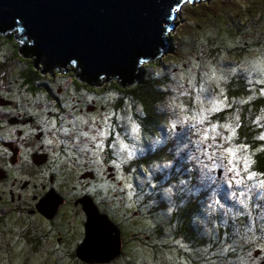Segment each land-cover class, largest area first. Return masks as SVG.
Instances as JSON below:
<instances>
[{
	"label": "flooded vegetation",
	"instance_id": "af4514ba",
	"mask_svg": "<svg viewBox=\"0 0 264 264\" xmlns=\"http://www.w3.org/2000/svg\"><path fill=\"white\" fill-rule=\"evenodd\" d=\"M255 30H244L233 50L264 70L259 39L264 35ZM23 41L17 28L0 32L6 79L0 78V237L11 233L13 243L18 242L17 263L41 259L42 264L48 256L54 262L69 258L71 264H90L76 256L87 221L79 200L86 198L120 232L121 252L107 264H138L141 258L151 264H236L237 258L241 264H264L263 201L251 212L244 210L255 219L243 227L248 239L238 245L233 244L234 229L212 237L198 229L202 224L193 226L183 216L170 218L167 211L147 217L152 223L147 228L138 201L141 189L136 191L135 180L126 179L122 166L127 137L117 109L129 88L116 81L98 86L82 82L72 65L69 82L56 72L45 75L36 68L33 54L23 51ZM250 54L256 59L248 60ZM141 83L135 85L140 91ZM255 178L257 186L264 181L258 173ZM167 227L173 229L169 234ZM233 245L241 255L229 247Z\"/></svg>",
	"mask_w": 264,
	"mask_h": 264
},
{
	"label": "rangeland",
	"instance_id": "374dc122",
	"mask_svg": "<svg viewBox=\"0 0 264 264\" xmlns=\"http://www.w3.org/2000/svg\"><path fill=\"white\" fill-rule=\"evenodd\" d=\"M176 14L175 28L169 33L167 50L157 60L139 66L141 70L145 67L147 70L152 68L151 71L153 69L155 72L159 71L156 72L153 81L160 97L175 93L187 96L184 99L174 96L176 99H173L172 104L174 113H177L176 122H172L171 125L163 124L162 113L157 115L162 117L160 123V120L152 119L151 115H143L140 113V101L134 97V94H126L124 103L134 116L152 120L160 129L161 141H148L147 149L138 152L136 158V167L144 170L141 177L138 174L134 179L136 191L141 189L138 201L142 207L147 205V209L151 210L157 205L159 197L165 198L164 207H168L170 218L181 219L187 213L188 220L202 224L198 229L201 228L207 235L213 237L219 233L221 236L225 235V230L234 229L235 235L241 237L240 231L244 230L241 228L242 224L248 225L250 218L244 210L253 209L258 201L264 203V197H260V192L256 191L259 180L255 178L257 172L253 162L254 150H250L248 139L241 140L238 132L239 124L237 125L240 120H249L253 124L252 117H256L254 114L256 108L254 105L248 110L235 108L245 105L250 96L264 97V84H261L257 77L251 78L250 73L246 79H242L239 75L240 71L250 62L244 57H239L240 53L231 51L230 48L233 49L234 35L238 29L241 34L238 33L236 39H243L242 33L248 28L253 31L256 29V34L264 33V0H196L193 6L190 2L183 4ZM261 38L263 39L259 35L260 46H264ZM252 54H250L251 58H247L248 60L256 59ZM228 61H232L233 66ZM184 65L187 67H183ZM219 65L221 67L215 70ZM38 66L37 69L42 68V65ZM222 66H225L224 71ZM4 67V63L0 60V78L6 81ZM177 67L179 70H175ZM181 67L185 69L181 70ZM188 68V73L185 74ZM230 68L233 70L228 73L226 70ZM53 72L57 73V70ZM72 72L69 69L65 73L62 69L60 74H57L69 82ZM201 72L202 76L205 73L210 76L206 74L202 80L197 77ZM45 75L49 73L46 72ZM230 76H233V87L241 88L237 94L234 93L236 91L233 88V103H236L237 107L236 105L232 107L230 101L232 92L217 87L224 81L230 83ZM196 78L201 79L197 89L194 88ZM104 80V77H101V81ZM113 81L115 80H110L106 85H113L110 83ZM140 81L127 88L137 92L135 85ZM198 89L199 93H197ZM160 102L163 103L161 99ZM232 110L233 114H230ZM227 111L230 112L225 113ZM246 111L247 115L244 114ZM256 120H261V116ZM29 127L35 129L34 125ZM123 127V130L128 129L125 124ZM229 149H233L234 156L228 153ZM201 150L202 155L207 154L208 158L213 160L209 170L204 168L208 166L209 160L199 161L198 156L193 158L192 154L198 152L197 155H200ZM261 150L257 149V151ZM157 154L161 155L156 157ZM188 162L191 169H188ZM205 162L208 163L203 166ZM182 173L185 176L193 173L194 178L191 177L192 180L190 179L188 183L191 184V188L182 185L179 181L178 184L172 185V190L161 189L160 194L157 193L159 188L154 186L157 179L161 183L163 178L162 182L171 184L170 181L183 176ZM219 173L223 176L222 179L219 178ZM183 183L185 184L186 181L183 180ZM193 198L194 204H192ZM249 198L252 199V203L248 202ZM85 199L79 201L84 204ZM250 203L253 205L251 206ZM250 216L252 217V214ZM14 245L17 246L18 242L13 243L11 233L0 237V264H9L10 257L12 258L10 264H19L17 263L19 256L16 254L18 249H15ZM57 252L62 255L60 251ZM71 260L55 259V262L71 264ZM55 262L48 256L42 258V264H55ZM32 263L40 264L41 259L28 262V264Z\"/></svg>",
	"mask_w": 264,
	"mask_h": 264
},
{
	"label": "water",
	"instance_id": "95a60500",
	"mask_svg": "<svg viewBox=\"0 0 264 264\" xmlns=\"http://www.w3.org/2000/svg\"><path fill=\"white\" fill-rule=\"evenodd\" d=\"M195 1L0 0V32L19 29L26 41L23 51L36 57L35 66L42 65L44 74L66 73L74 63L82 82L115 80L127 88L141 79V64L166 51L176 11ZM84 206L86 235L76 256L90 264L109 262L121 252L120 232L89 199Z\"/></svg>",
	"mask_w": 264,
	"mask_h": 264
},
{
	"label": "trees",
	"instance_id": "16d2710c",
	"mask_svg": "<svg viewBox=\"0 0 264 264\" xmlns=\"http://www.w3.org/2000/svg\"><path fill=\"white\" fill-rule=\"evenodd\" d=\"M251 19H249V20H251ZM260 19H261V17L259 18V20ZM260 34L264 35L263 32L260 33ZM237 36H238V32H236V34L234 35L233 46L238 45L239 41H241L239 39H236ZM260 36H262V35H260ZM262 40L264 41V38ZM24 43H26V42L25 41L22 42V49H23V47L25 45ZM214 43L217 44L215 41H214ZM217 49H215V50H217ZM230 50L233 51L232 48H230ZM194 51L196 52V50H194ZM25 53L27 54L28 57H30L29 55L32 54L31 52H28V51L25 52ZM32 56L34 57V58H32L33 61L35 60V62L37 63L36 57L34 55H32ZM198 57L200 59V55ZM224 60H223V62H224ZM35 62H34V64L36 65ZM228 62L231 63L232 66H233V62L232 61H228ZM197 63L199 64V61ZM71 65L73 66V69H75V72L78 75V77H82L81 70L77 69V67H76V65L74 63H71L66 68L69 69ZM174 65H175V63H174ZM183 67H187V66L184 65ZM219 67H221V65L216 67L215 70H218ZM222 67H224L223 68V71H224L225 70V66H222ZM178 68L179 67H177V69L175 68V70H179ZM151 69L147 70V68L144 67V69L142 70L143 71L142 72L143 73V77H141V79H140L141 82H142L141 83L142 87L140 88L141 91L139 89H137V92H136L135 90L128 89L126 91V94H132V95L134 94V97L137 98L138 101H140V104H141L140 105V113H142L143 115H151V116H153L152 119L155 118L156 121L160 120V118L162 120V117L157 116L158 113H162L163 116H164L163 117V124L171 125L172 122H176L175 118L177 117V113H174V108H173V104H172L173 103V99H176V98H179V97L184 99L187 96L185 97V95L181 96V95H177V93H175L173 95L163 96V98L160 97V95L156 92V87L157 86H156L155 82L153 81V77L159 71L156 70V72H157L156 73L154 69L152 71H151ZM180 69L183 70L185 68L181 67ZM188 70H189V68L186 70L185 74L188 73ZM232 70H233V68H230V69H228L226 71H228V73H229ZM249 73L251 74V76H250L251 78L252 77H257L260 80L261 84H264V70L257 69V66L253 63V61L248 66L246 65L244 68H242V71H240L239 75L242 76V79H246V76H248ZM206 74H208V73H205L202 76V72H201L199 75L197 74V77H200L203 80L204 76ZM208 76H210V74H208ZM223 77H225V76L223 75ZM229 80H230V83L227 82V81H224L223 83H220L221 86H217V85L216 86L219 87V88L227 89L230 92H232L230 101H231V104H232V107H233V106L236 105V103H233V88H234L233 87V76H230ZM200 81H201V79L196 78L195 85H194L195 89H197L200 86ZM99 83H100V81H96V83H95L96 86H98ZM240 87H241V84H240ZM234 90L236 91L234 93L237 94V93L240 92L241 88L237 87V88H234ZM199 92L200 91L198 89L197 93H199ZM155 93H157V94H155ZM174 96L176 98H174ZM160 99L162 100L163 103L160 102ZM125 102H126V100H125ZM250 103H252V104H250ZM251 105H254L255 108H256L255 109L256 113H254L256 117L255 118L252 117L254 122L252 124V122L249 121V120H240V122L237 123V125L239 124L238 132L240 133L239 135H241V140L242 139H248V145H249L250 150L251 151L254 150V153L253 152L252 153H253V155H255V158L253 157V159H254V167L256 168V172L259 175H263L264 176V139H262V137H264V97H253V96H250V98H248L247 103L245 105H239V107H237V105H236L237 108H235V109H237V110H248L251 107ZM172 108H173V111H172ZM117 112L120 113L119 114V118H121L119 123L122 125V122H123V124H125L126 127L128 126V129H125V133H126V137L127 138L125 139L124 143H122L124 145L123 146V149H124L123 155L125 156V158H124L125 163L123 162L122 166H125V172H126L125 177H126V179L127 180L135 179V178H137L138 174H140V177L144 174V170L142 168L138 169L137 167H135V169H134V165L133 164H134V162H137L136 158H137L138 152H140L144 148L147 149L146 146L149 143L148 141H156V140L157 141H161L160 134H159V130L160 129H159V127L156 126L157 123L153 124L152 120L145 119V118L141 119V118H138V117L134 116L132 111L130 109L126 108L125 104L120 106L117 109ZM229 112L230 111H227L225 113H229ZM247 113L248 112L246 111L244 114L247 115ZM230 114H233V110H232V112H230ZM260 116H261V120L257 121L256 120L257 117H260ZM161 120L159 121V123L161 122ZM159 138H160V140H159ZM153 139H155V140H153ZM258 148L262 149V150L261 151H257ZM202 150L199 151L200 155H197V154H199L198 152L196 154L193 153L192 154L193 158L198 156L199 161H207V160H209L208 161L209 163L208 162L203 163V166L208 163V166H204V168L206 170H209V169H211L212 162L208 158L209 156H207V154L202 155ZM151 154H152V152H151ZM158 155H161V154H157L156 157ZM188 169H191V165H189V162H188ZM200 170H201V167H200ZM191 177L194 178L193 173L189 174L188 176H185L183 174V176H180L178 179H175L174 181H170L171 184L170 183H166L165 181H164L165 183L162 182L163 178H162L161 183L157 179V181H155V183H154L155 184L154 186L159 188V189H157V193L158 194H160V190L161 189L164 190V191L172 190V185L178 184L177 182H179V181H180V183L182 185L188 186V187L190 186V188H191V184L188 185L190 179L192 180ZM205 177H206V175H205ZM220 179H222V178H220ZM183 180L186 181L185 184L183 183ZM263 186H264V184H262V183L259 184L258 187H260L262 190H258V188H257L256 191H259L260 195L264 197V194H263L264 187ZM158 199H159L158 202H157L158 208H157V205H155L156 207L154 209H151V210H150V208L147 209L148 208L147 205L142 207V204H140L141 212H142V217L141 218H143L146 221V223H147L146 227L147 228H149L151 226V224H152V223H148L147 222V217H150L151 215H153L155 217L156 214L159 215L160 213H163V212L167 211L168 207L167 206L164 207V204H163V202H165V198L161 199V197H159ZM194 202H195V199L193 198L192 204H194ZM248 202L252 203V199L249 198ZM259 202L260 201H258V203ZM160 209H163V211H160ZM263 209H264V204H263V208L261 210H263ZM249 210L251 212V208ZM150 213H152V214H150ZM252 216H253V214H252ZM189 217H190V215H189ZM183 218H185V219L188 218L187 213H185L183 215ZM254 219L252 217H250V219H248L250 225L253 224ZM195 225H198V224L197 223H193V226H195ZM244 226H245V224H242L241 228L243 229ZM155 227H157V226L154 225L153 227H151L148 232L153 230ZM169 229L173 231V229L171 227H169L168 231H166L165 234H169L170 233ZM158 234H159V236H163L164 235L160 231H159ZM240 234H241V237H237V235H235V238L233 239V244L237 243V245H238V243L244 242L245 239L246 240L248 239V235H247L245 230L240 231ZM230 244L231 243L229 242L228 245H230ZM229 247H233V249L237 250L236 252L239 255H241L240 254L241 250H240V248L238 246H234L233 245V246H229ZM145 259L146 258H141L140 263H138V264H151L152 263V260H150L149 263H144ZM241 263L242 262H240V259L237 258V263L236 264H241Z\"/></svg>",
	"mask_w": 264,
	"mask_h": 264
},
{
	"label": "snow or ice",
	"instance_id": "6c2138e0",
	"mask_svg": "<svg viewBox=\"0 0 264 264\" xmlns=\"http://www.w3.org/2000/svg\"><path fill=\"white\" fill-rule=\"evenodd\" d=\"M85 135H87V133H85ZM93 139H95V137H93ZM262 139H264V137H262ZM228 153H230L233 156L235 155V152L233 151V149H229ZM260 183H264V181H261Z\"/></svg>",
	"mask_w": 264,
	"mask_h": 264
},
{
	"label": "bare ground",
	"instance_id": "6f19581e",
	"mask_svg": "<svg viewBox=\"0 0 264 264\" xmlns=\"http://www.w3.org/2000/svg\"><path fill=\"white\" fill-rule=\"evenodd\" d=\"M184 4H186V3H184ZM176 13H177V11H176ZM176 18H177V14H176ZM176 18H175V19H176ZM175 19H174V20H175ZM174 20H173V23H174ZM174 28H175V23L173 24L171 30L174 29ZM38 67H39V66H38ZM65 75H66V74H65ZM142 77H143V75H142Z\"/></svg>",
	"mask_w": 264,
	"mask_h": 264
},
{
	"label": "clouds",
	"instance_id": "9594fccd",
	"mask_svg": "<svg viewBox=\"0 0 264 264\" xmlns=\"http://www.w3.org/2000/svg\"><path fill=\"white\" fill-rule=\"evenodd\" d=\"M180 10V9H179Z\"/></svg>",
	"mask_w": 264,
	"mask_h": 264
}]
</instances>
